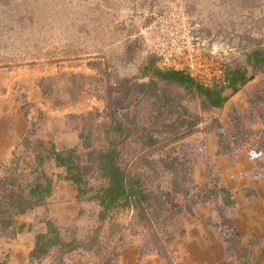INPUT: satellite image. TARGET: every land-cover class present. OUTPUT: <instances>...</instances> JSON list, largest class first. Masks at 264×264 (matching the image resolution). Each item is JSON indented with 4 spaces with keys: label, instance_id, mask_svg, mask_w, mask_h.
Instances as JSON below:
<instances>
[{
    "label": "rangeland",
    "instance_id": "rangeland-1",
    "mask_svg": "<svg viewBox=\"0 0 264 264\" xmlns=\"http://www.w3.org/2000/svg\"><path fill=\"white\" fill-rule=\"evenodd\" d=\"M163 38L178 42L198 38L207 50L220 54V63L227 68L240 65L253 74L248 56L264 49V0H0V105L4 108L12 98L13 112L20 109L34 118L27 135L14 134L13 155L0 162V178L11 171L8 167L14 155L21 166L29 164L24 138L52 142L59 150L75 147L87 154L79 134L92 124L96 132V124L107 115L110 86L131 78L149 82L142 75L152 59L157 60L154 66L167 68L157 52ZM235 95L221 109L209 112H203L197 101L183 102L196 116L200 131L163 150L176 171L191 174L196 169L209 137L218 141L222 136L233 142L237 141L235 134L246 131L251 134L249 147L243 146L246 137L242 136L238 150H262L258 146L264 142V72H256ZM132 108L140 120L157 113L149 104ZM90 113L97 123L84 118ZM94 138L89 143L99 145ZM45 170L53 178V194L17 218L26 225L25 235L0 238V264L9 263L18 237L35 241L39 233L46 232V222L54 223L76 249L53 251L40 262L30 259V264H144L152 256H163L152 232L163 240L171 234L175 238L181 216L194 214L199 205L172 190V178L163 172L153 183L164 204V222L153 219L145 226L131 210L102 221L97 203L79 201L76 187L59 179L64 169L50 162ZM208 173L213 183L214 174H220L218 169ZM90 177L95 181L97 174ZM186 187L191 194L199 190L194 182L187 181ZM215 205L230 244L236 236H230L231 223L222 216L225 207L221 201ZM259 260L253 256L254 264H264Z\"/></svg>",
    "mask_w": 264,
    "mask_h": 264
},
{
    "label": "trees",
    "instance_id": "trees-1",
    "mask_svg": "<svg viewBox=\"0 0 264 264\" xmlns=\"http://www.w3.org/2000/svg\"><path fill=\"white\" fill-rule=\"evenodd\" d=\"M248 58L253 74L240 65L228 68L225 65L221 79L214 78L210 86L191 78L185 70L154 66L157 60L152 59L142 75L149 82L134 78L119 81L114 87L110 86V96L106 98L108 112L103 121L97 123L93 113L84 117L97 123L96 132L92 124L88 128L84 126L79 134V138L85 142L84 148L89 150L87 154L75 147L59 150L52 142H34L24 138L22 142L30 157L29 164L21 166L20 158L14 155L8 167L11 171L0 178V238H14L23 233L26 225L18 222L17 218L52 196L54 181L45 170V165L50 162L65 170V175H59V179L71 182L76 187L79 201L88 200L99 205L102 221L109 219L111 214L131 210L136 221L145 226L151 225L153 219L157 223L160 220L164 222V204L157 189L159 187L153 183L163 172L171 176L172 190L185 194L187 202L201 204L221 201L225 208L232 207V193L218 179L191 194L186 187L187 181L193 182L189 178L191 174L176 171L172 158H166L163 150L200 131L196 116L183 103L185 100L199 102L203 112L221 109L254 79L256 72H264V49H256ZM174 89L176 94L172 95ZM142 104L151 105L157 113L140 120L139 114L132 111V106ZM250 135L240 131L233 136L237 138L233 142L219 136L218 145L223 153L230 154L242 145L238 143L242 136L246 137L243 146L249 147L251 138L247 137ZM92 137L100 144L94 146L89 143ZM258 147L264 149V142ZM86 156L88 159L84 161ZM90 174H97L95 181H92ZM169 219L172 218L169 216ZM173 239L172 234L163 240L158 233L152 232V240L165 258L169 257L166 245ZM75 249L76 244L67 242L54 223L46 222V232L37 235L30 259L40 262L53 251L72 252Z\"/></svg>",
    "mask_w": 264,
    "mask_h": 264
},
{
    "label": "crops",
    "instance_id": "crops-1",
    "mask_svg": "<svg viewBox=\"0 0 264 264\" xmlns=\"http://www.w3.org/2000/svg\"><path fill=\"white\" fill-rule=\"evenodd\" d=\"M13 108L12 98L4 108L0 105V162L13 155L14 134L27 135L34 119L32 114L27 115L20 109L13 112ZM206 141L203 161L198 162L191 178L200 189L213 184L208 172L219 170L220 174L214 177L232 193L234 204L223 208L222 216L231 223L229 232L235 239L229 244L222 217L215 213L217 202L208 201L199 204L194 214L181 216L179 233L167 250L169 257L152 256L144 264H254L253 256L259 262L264 261V149L253 152L244 148L225 154L217 138L209 137ZM19 237L8 264H30L35 241L25 242Z\"/></svg>",
    "mask_w": 264,
    "mask_h": 264
},
{
    "label": "built area",
    "instance_id": "built-area-1",
    "mask_svg": "<svg viewBox=\"0 0 264 264\" xmlns=\"http://www.w3.org/2000/svg\"><path fill=\"white\" fill-rule=\"evenodd\" d=\"M157 52L167 68L185 70L191 78L205 86H210L214 78L221 79L223 76L225 63H220V54L207 50L205 43L198 38L188 42L163 38Z\"/></svg>",
    "mask_w": 264,
    "mask_h": 264
}]
</instances>
